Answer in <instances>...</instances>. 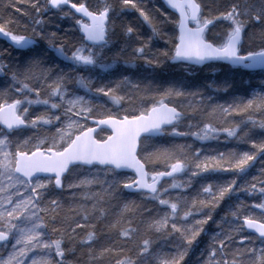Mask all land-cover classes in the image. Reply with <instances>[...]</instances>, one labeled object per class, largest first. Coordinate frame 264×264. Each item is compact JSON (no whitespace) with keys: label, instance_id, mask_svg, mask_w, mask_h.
I'll use <instances>...</instances> for the list:
<instances>
[{"label":"snow or ice","instance_id":"6c2138e0","mask_svg":"<svg viewBox=\"0 0 264 264\" xmlns=\"http://www.w3.org/2000/svg\"><path fill=\"white\" fill-rule=\"evenodd\" d=\"M0 39V264H264V0H0Z\"/></svg>","mask_w":264,"mask_h":264},{"label":"trees","instance_id":"16d2710c","mask_svg":"<svg viewBox=\"0 0 264 264\" xmlns=\"http://www.w3.org/2000/svg\"><path fill=\"white\" fill-rule=\"evenodd\" d=\"M65 27H66V25H65ZM145 28H146V26H145ZM6 46H7V45H6V42H5L4 40L0 39V47H6ZM244 79L247 80V79H249V77H248L247 75H245ZM252 79H253L255 82L258 83L260 77L257 75V76H255V77H252Z\"/></svg>","mask_w":264,"mask_h":264},{"label":"water","instance_id":"95a60500","mask_svg":"<svg viewBox=\"0 0 264 264\" xmlns=\"http://www.w3.org/2000/svg\"><path fill=\"white\" fill-rule=\"evenodd\" d=\"M258 71V70H257Z\"/></svg>","mask_w":264,"mask_h":264}]
</instances>
